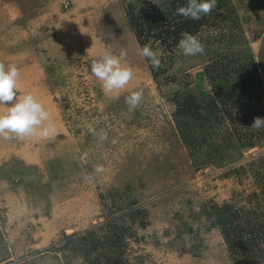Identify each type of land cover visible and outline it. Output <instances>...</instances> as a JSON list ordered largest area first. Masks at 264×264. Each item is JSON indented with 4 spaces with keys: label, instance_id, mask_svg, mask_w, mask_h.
Here are the masks:
<instances>
[{
    "label": "rangeland",
    "instance_id": "1",
    "mask_svg": "<svg viewBox=\"0 0 264 264\" xmlns=\"http://www.w3.org/2000/svg\"><path fill=\"white\" fill-rule=\"evenodd\" d=\"M138 2L0 0V62L17 65V95L38 99L57 133L0 139V264H106L68 245L85 231L102 235L110 220L125 229L121 264H232L202 208L224 201L264 206V143L231 142L245 131L257 143L264 138V127H251L256 116L237 124L233 107L209 130L193 113L183 126L204 133L194 140L204 146L189 150L176 116L182 105L173 102L185 91L202 101L199 88L213 94L204 70L216 52L248 56L264 96V0H229L228 21L208 20L194 34L203 54L146 41L161 60L156 78L126 20L125 4ZM228 34L231 46L216 43ZM121 48L134 76L115 99L105 96L90 63ZM139 90L142 102L130 111L125 98ZM97 165L105 170L95 172ZM129 209L140 211L133 220ZM255 258L264 264V256Z\"/></svg>",
    "mask_w": 264,
    "mask_h": 264
},
{
    "label": "trees",
    "instance_id": "2",
    "mask_svg": "<svg viewBox=\"0 0 264 264\" xmlns=\"http://www.w3.org/2000/svg\"><path fill=\"white\" fill-rule=\"evenodd\" d=\"M138 1L137 8L126 3L124 11L127 24L140 48L148 40L158 41L166 46H177L182 33L187 32L194 35L208 20L218 19L220 22H225L229 20L230 15L229 0H217V7L211 14L203 16L200 20L187 19L176 13L178 7L186 6L187 0H155L154 2L150 0L153 3L145 0ZM220 41L228 47L232 43L229 34L223 39L219 38L216 43L220 44ZM247 57L231 52L229 54L216 52L212 58L213 67H205L206 70H204L208 73L211 84L215 86L213 94L207 97L206 93L198 87L201 86L202 81L199 78L201 74L198 72L196 85L199 88V94L205 98L202 101H194L190 92L185 91L180 99L176 97L173 99L178 106L182 105L181 110L176 111V116L180 117L178 127L182 129V138L189 150L204 146V144H194L196 137H204V133L199 130L194 132L183 126H188L186 120L190 121L193 113H196V116H199L210 130L217 128L211 123L217 125L216 120L219 121L222 111L227 112L228 109L235 107L237 111L232 119L239 124L248 117H259L264 110V96L256 69ZM145 59L150 62L147 58ZM149 66L152 76L156 78L154 68L151 64ZM246 132L250 135L252 131H245L240 136L238 135L239 137L233 134L231 142L233 140L237 143L240 138H245L247 141L243 145L245 147L264 143V138L257 143L255 139H250L249 137L252 136L248 137ZM261 185L264 196V183ZM202 211L209 225L219 230L232 264H258L255 257L264 256V250L260 247L264 243V206L244 209L234 202L224 201L220 204L212 203L204 206ZM139 212L137 209L134 211L129 209L125 211V214L133 220ZM104 227L105 233L102 235L97 236L90 230L85 231L84 234H76L73 244L68 242L64 246L69 244L68 247H72L74 253H78L85 259L89 256L95 259L101 257L106 264H121L119 260L123 251L120 248L122 232L125 229L123 225L119 226L113 220L106 221Z\"/></svg>",
    "mask_w": 264,
    "mask_h": 264
},
{
    "label": "clouds",
    "instance_id": "3",
    "mask_svg": "<svg viewBox=\"0 0 264 264\" xmlns=\"http://www.w3.org/2000/svg\"><path fill=\"white\" fill-rule=\"evenodd\" d=\"M217 7V0H187L186 6L176 9V13L187 19L200 20L211 14ZM178 48L185 56H195L204 53V45L196 36L182 33ZM87 51V50H86ZM140 56L147 58L154 69H159L161 60L158 54L149 46L144 45L138 50ZM128 55L127 49L121 48L116 55L105 51L90 63V73L100 82L105 96L118 99L121 92L133 79L134 73L130 66L122 63ZM20 71L17 65L0 62V139L23 140L39 135L44 138L57 135L51 119V113L32 94L17 95ZM143 99V90L133 91L125 98L129 110H135ZM254 129L264 127V118L255 117L251 125ZM89 131L98 135L100 140L107 138V131L90 127ZM103 165H97L95 172L102 173Z\"/></svg>",
    "mask_w": 264,
    "mask_h": 264
}]
</instances>
